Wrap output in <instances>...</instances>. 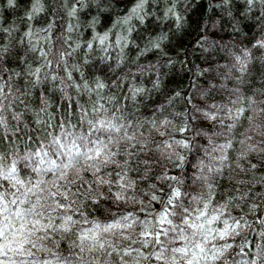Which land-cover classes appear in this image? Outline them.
<instances>
[{
  "label": "snow or ice",
  "instance_id": "6c2138e0",
  "mask_svg": "<svg viewBox=\"0 0 264 264\" xmlns=\"http://www.w3.org/2000/svg\"><path fill=\"white\" fill-rule=\"evenodd\" d=\"M0 264H264V0H0Z\"/></svg>",
  "mask_w": 264,
  "mask_h": 264
},
{
  "label": "trees",
  "instance_id": "16d2710c",
  "mask_svg": "<svg viewBox=\"0 0 264 264\" xmlns=\"http://www.w3.org/2000/svg\"><path fill=\"white\" fill-rule=\"evenodd\" d=\"M21 2L23 3V0H21ZM5 14L8 15V16H11V13L8 12L7 10H6Z\"/></svg>",
  "mask_w": 264,
  "mask_h": 264
}]
</instances>
